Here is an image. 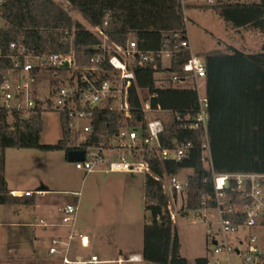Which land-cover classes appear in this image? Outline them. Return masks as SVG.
Masks as SVG:
<instances>
[{"label": "trees", "instance_id": "trees-1", "mask_svg": "<svg viewBox=\"0 0 264 264\" xmlns=\"http://www.w3.org/2000/svg\"><path fill=\"white\" fill-rule=\"evenodd\" d=\"M94 28L88 31L72 20L53 0H0V80L19 79L26 61L51 55L71 56L76 71L97 67L103 79L110 77L106 61L91 63L101 36L117 47H124L132 38L136 48L151 54V60L132 67L134 81L128 89L132 118L123 121L109 106L88 109L90 133L82 136L81 150L102 146L109 148L120 128L145 127L143 103L152 110L167 114L159 116L163 132L158 140L163 149L173 143L188 145L180 161H159L153 152L144 151L147 171L143 173V210L147 214L142 228L141 258L145 264H188L180 255V243L168 209L161 179L176 176L181 169L191 170L183 181L179 195L180 214L188 210L214 209L215 192L210 171L202 161L203 142L200 129H190L198 110L197 94L179 84L157 87L154 75L167 73L182 77L181 66L188 58L183 50L175 52L186 38L183 0H65ZM210 10L232 30L250 31L264 38V0L247 2L217 1ZM13 44L15 50H10ZM172 51L167 67H162L161 52ZM205 67L203 94L207 100L206 137L211 167L215 174L264 175V46L255 53H245L228 46L227 52L211 51L201 57ZM14 62L19 66L14 68ZM58 75L59 68L42 67ZM39 69H33L35 75ZM53 74V75H54ZM163 81V80H160ZM164 82V81H163ZM64 79L52 78L46 107L36 101L29 112L15 108H0V205L15 202L9 193L5 176V151L9 148L42 152L73 149L72 135L63 113L59 114L61 137L55 144H41V114L51 111L50 99ZM264 184V180H261ZM220 201L222 217L236 227L244 224V210L251 205L249 182L238 186L233 177L228 181ZM176 195H174L175 197ZM208 238V235L206 236ZM209 245V242H208ZM207 258H197L195 264H206Z\"/></svg>", "mask_w": 264, "mask_h": 264}, {"label": "built area", "instance_id": "built-area-1", "mask_svg": "<svg viewBox=\"0 0 264 264\" xmlns=\"http://www.w3.org/2000/svg\"><path fill=\"white\" fill-rule=\"evenodd\" d=\"M211 3L210 0L207 1ZM10 50H15L13 44L9 46ZM101 55L95 54L89 60L91 63H97L99 60L106 61L110 69V77L103 79L98 73L97 67L85 68L73 78V84L67 81L73 75L65 77V85L56 90L54 96L50 99L51 111H56L59 114L63 113L67 121V128L72 135L71 151L83 152V160L73 162L76 170L84 173H91L99 165L106 167L109 173H126L136 174L147 171V165L143 160L142 153L144 151L153 152L158 157L159 161L174 160L180 161L185 157V152L188 145L173 143L172 149H163L160 147L158 136L163 132L162 122L159 116L167 114V112L159 108L152 110L149 102L143 103L145 127L138 125L136 128H128L126 126L119 129L116 138L110 143L109 148L102 146L88 147L86 150H81L80 145L82 136L90 133V114L88 109H94L99 106L107 105L110 109L118 113L123 121H137L132 118L128 102V89L134 81L132 67L136 64L141 65L144 62L151 60L149 52H143L136 48L132 38L128 39L124 47H117L110 44L104 36H101V44L98 47ZM175 52L179 50L186 51L188 58L181 66L182 77L171 75L170 83L182 85L189 81L190 87L197 94L198 110L195 116V121L188 126L190 129H200L202 131L203 142L201 145L205 167L210 171L212 185L215 192L216 209L218 221L219 240H215L211 230L207 229L209 237L210 253L217 256H224L225 264L230 262V255L235 254L240 261L236 264H264V248L258 244L257 238L254 235L248 234L242 239L234 237V244H231L228 237L235 235L239 229H252L264 227V175L245 174H215L211 167L209 147L206 137V108L207 100L203 94L205 67L203 61L193 55L190 44L187 38L180 41L177 46L173 47ZM172 55V51H162L161 61L162 67H167L168 60ZM19 66L18 62H14V68ZM59 68L65 73L71 70L76 71L75 64L71 56L51 55L49 57H33L31 60L26 59L21 71L19 79L0 80V108L10 109L15 108L26 112L31 111L36 107V101L42 103V107H46L45 100L37 99L34 93V82L36 74L31 75L33 69L44 71L42 67ZM68 74V73H67ZM55 78L56 74L53 75ZM23 101L24 105H10V101ZM119 151L121 154L111 159L107 158V152ZM140 154L146 169L143 170L138 164L129 165L126 161L127 156L136 157ZM237 180L238 186H242L247 180L249 182V197L251 199L250 207L244 210V224L242 227L232 225L228 220L222 217V202L220 198L223 196V190L228 187L230 178ZM169 188L173 195H180L183 191V182H180L176 176L167 178ZM42 191L26 192L25 196L32 194L41 195ZM61 223L73 227L76 215V206L67 205L61 210ZM173 219L174 213H170ZM81 237V236H80ZM72 236L69 235L65 242L59 239H53L48 250L50 254H62V264H97L96 257H90L88 261H69L66 257L69 241ZM83 239V238H81ZM215 243V244H213ZM62 246V250L57 248ZM129 258L128 261H132ZM206 264H221V260L207 259Z\"/></svg>", "mask_w": 264, "mask_h": 264}, {"label": "rangeland", "instance_id": "rangeland-1", "mask_svg": "<svg viewBox=\"0 0 264 264\" xmlns=\"http://www.w3.org/2000/svg\"><path fill=\"white\" fill-rule=\"evenodd\" d=\"M72 20L80 22L88 31L98 35V30L81 16L65 0H53ZM183 0L182 10L185 21L186 38L189 41L191 52L194 56L201 57L211 51L227 52L228 46H233L239 50L243 47L249 48L251 42L248 34L232 30L226 23L220 20L210 7L220 0ZM229 2H247L256 0H223ZM3 22L0 19V27ZM68 73V74H67ZM65 76L74 73V70L67 72ZM54 73L48 70L36 73L34 82V93L37 99L45 100L49 96L50 82L54 78ZM64 77L59 73L57 79ZM171 75L167 73H156L154 75L155 85H170ZM163 80V81H160ZM172 84V83H171ZM183 88H189L190 82L186 81ZM10 105H24L23 101L11 100ZM59 113L56 111H45L41 114V144H55L61 137ZM121 153L118 151L107 152V158H115ZM37 155V156H36ZM137 155V154H136ZM38 158V159H37ZM38 160V161H37ZM129 165L138 164L143 170L146 169L140 154L136 157L127 156ZM40 163V164H39ZM6 183L10 189L19 188L23 191L33 190L39 184L48 188V196L51 210L65 207L67 204L77 201L78 211L77 222L86 224L87 215L92 209H99L105 215L106 211L115 214L123 210L125 215L132 219L133 231L140 235L145 224L147 214L143 210V171L136 174L109 173L102 174L97 171L105 170L106 167L99 165L92 173L85 174L76 170L72 162L65 159L62 151L42 152L31 149L9 148L5 151ZM191 174L189 169H181L176 173V178L183 182L187 175ZM164 193L168 201V209L174 213L173 224L180 243V255L186 259L188 264H195L197 258H207L214 260L218 258L221 264L224 263V256H217L210 253L211 246L208 245L207 229L209 228L219 240L218 221L219 217L216 209L188 210L180 214L182 203L179 195L174 197L169 188L168 179L160 180ZM15 205H0V223L6 219L5 213L9 209H16ZM27 208V207H19ZM91 209V210H90ZM92 213V211H91ZM116 215V214H115ZM112 216V215H111ZM10 229L0 226V257L6 254L10 242ZM132 231V230H131ZM251 234L256 236L258 244L264 248V227L252 228L250 230L242 228L235 235H229L228 239L234 244V237L243 238ZM23 244L26 246L27 242ZM24 247V246H23ZM240 259L235 255H230V262L236 264Z\"/></svg>", "mask_w": 264, "mask_h": 264}, {"label": "crops", "instance_id": "crops-1", "mask_svg": "<svg viewBox=\"0 0 264 264\" xmlns=\"http://www.w3.org/2000/svg\"><path fill=\"white\" fill-rule=\"evenodd\" d=\"M236 32L248 34L249 40L252 41L249 48H242L246 50L243 52L255 53L264 46V38L261 35L250 31ZM97 172L109 174L105 170ZM6 175L5 166V181ZM6 186L12 196L18 197L15 202L7 205L18 207L9 209L5 213L7 216L3 224L0 223L4 228H13L10 229L9 246L6 254L0 257V264H62V254H50L48 250L53 239L65 242L69 235L72 236L66 254L69 261H88L94 256L99 261L97 264H145L141 258L142 231L140 230V235L133 231L134 221L128 218L123 210L120 209L116 215L111 212L109 215L107 210L103 215V211L99 209H90L92 213H88L87 223L79 224L78 217L76 218L78 205L75 200L74 203L67 204L76 206L75 222L73 227H70L61 223V210L67 205L56 211L51 210L54 205L50 207L47 199L49 191L43 184L25 191L19 188L10 189L7 183ZM35 191L43 193L25 196L26 192ZM21 206L27 208H19ZM24 241L27 242L26 246ZM57 249L62 250L63 247L59 246ZM129 258L133 260L128 261Z\"/></svg>", "mask_w": 264, "mask_h": 264}, {"label": "water", "instance_id": "water-1", "mask_svg": "<svg viewBox=\"0 0 264 264\" xmlns=\"http://www.w3.org/2000/svg\"><path fill=\"white\" fill-rule=\"evenodd\" d=\"M68 162H78L83 160V152L81 151H69L65 156ZM215 244V243H213Z\"/></svg>", "mask_w": 264, "mask_h": 264}]
</instances>
